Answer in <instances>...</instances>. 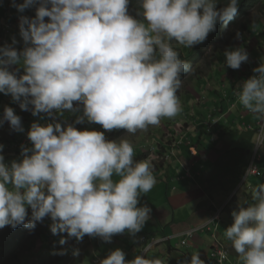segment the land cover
Segmentation results:
<instances>
[{"label":"clouds","instance_id":"obj_1","mask_svg":"<svg viewBox=\"0 0 264 264\" xmlns=\"http://www.w3.org/2000/svg\"><path fill=\"white\" fill-rule=\"evenodd\" d=\"M137 3L136 15L142 19L129 14L130 0H11L10 6L21 14L18 28L24 46L18 49L13 37L11 44L0 47V94L10 95L33 117L45 114L53 122L31 124L27 138L32 147L20 146L21 159L6 164L0 154V229L23 226L31 234L47 217L51 234L61 236L60 245L81 242L86 235L111 243L113 236L125 232L136 236L150 220L151 208L138 204L156 184L153 165L134 159L129 140H108L105 132L123 129L135 134L175 118L182 111L177 95L181 76L192 66L180 58L173 42L192 48L218 23L227 28L240 0H227L219 8V0ZM32 7L34 18L22 15ZM4 32L8 35L6 28ZM223 55L233 70L249 61L241 47L226 49ZM248 74L233 97L264 119V62ZM65 111L75 120L62 126L56 119ZM5 122L13 132L25 131L12 107H4L0 126ZM84 123L104 131L77 130L75 125ZM254 142L243 177L255 156L258 174L248 178L259 175L264 129ZM3 149L0 144V153ZM252 201L231 213L233 223L224 232L239 264H264V184L253 189ZM218 212L220 225L223 211L214 215ZM142 253L126 260L117 248L99 264H164L149 258L146 248ZM53 254L66 255L67 249ZM79 255L75 249L73 256ZM182 264L205 261L194 252Z\"/></svg>","mask_w":264,"mask_h":264},{"label":"rangeland","instance_id":"obj_2","mask_svg":"<svg viewBox=\"0 0 264 264\" xmlns=\"http://www.w3.org/2000/svg\"><path fill=\"white\" fill-rule=\"evenodd\" d=\"M17 1L18 0H16V2ZM22 2L23 0H19V2L17 3H22ZM8 9L11 11L10 13L14 17L12 19L10 18V21L7 24H10L13 27V30H15L16 25L14 22H16V24L18 25L17 22L19 21V19L16 18V16L19 17L21 14L19 15V13L16 12L15 8L11 7ZM28 11L29 9L25 10V12L22 15L26 16ZM0 12H1V8H0ZM16 31H19V28H16ZM237 32L241 33L240 39H237L236 37ZM4 36L5 39L0 40L2 45L7 43L8 40V35L5 34ZM178 47L181 48L182 45L178 44ZM239 47L244 48L247 51V53L249 54V61L247 63H243L241 65L243 66V68H240L239 70H233L227 68L224 63L225 61L223 55L224 51L229 48H239ZM259 61L264 62V1L263 0L255 7L249 9L248 14L241 16L238 20L237 25L231 27V30L228 31V33H226V35L221 40H219L215 44H212L210 47L207 46L206 48H204L202 61L198 64L196 68H191V71L188 72L186 76L182 79V84L178 92L180 93L179 98L182 105V111H184L187 114L186 116L181 114L182 112L181 111L175 118L172 119L164 118L161 120L158 126H150L148 128L149 131L146 130L137 131L135 134H127L126 136L123 137L124 139L129 140L133 145L134 159L137 161L144 159L149 160V162L153 165V173H155V171L159 169L160 166H162V164L165 162L164 157L160 156L158 153L159 145L157 143L155 144L156 138H158V140L160 141L162 140L163 143L167 141H175L176 139L178 140L177 144L179 145L189 144L191 138H187L185 140L184 133L189 131H194V132L199 131V127L197 126L200 118L199 114L200 112L205 111V113L209 115V118H202L200 125L204 126L207 129L208 131V132L206 131L207 136H209V139L211 141V143L208 144L213 150L210 152L207 147L202 148L200 146L199 149L201 153L200 161L203 159H207L208 154L213 156V159L216 160L217 156L215 155L217 154V152H215V150H217L216 149L217 143L218 140L221 138V136L218 135L220 131L224 132L227 138L233 137V134H235L237 131H238L237 135L239 136H244L245 135L244 133H246V131L243 130L240 126H239L240 130L237 131L234 130L233 125L230 123L231 119L233 118L232 117L233 112L231 111H233L234 108H237L238 105L236 101L239 102L238 98L234 99L233 96L232 98H229V102L227 103V107L229 108V110H224L223 114L220 117L218 116L219 113L218 109L219 106L221 105L220 104L221 95H224L225 97L229 95L227 90L231 91V88H229L230 83H232V86L238 83L237 87L241 85L240 80L238 82L236 80H232L235 73L237 74V76H240L242 80L244 77H247L249 75L248 72L249 70H251L252 67L256 68ZM239 72H243V74ZM234 87L236 88V86ZM205 102L212 105V108H210V110L208 109L201 110L202 109L201 103H205ZM64 116L65 117H61V118L58 117V122H60L62 126H64L65 122L73 123V121L75 120V115L67 111H65ZM210 119L212 120V122H210ZM224 121H226V123H224ZM261 121L262 120L259 119V122ZM51 122L53 121L51 120ZM259 122L257 121L253 123L250 126V128L257 129L258 132L260 129ZM211 125L214 130L210 127ZM75 127L77 128V130L98 129L97 125L95 126V124H89V123L78 124L75 125ZM210 128L212 129V132H210ZM244 128H246L245 124H244ZM170 131H173L174 133H170ZM107 133L108 132H105V136L108 140H116L115 136H111L110 134ZM175 135L178 136L174 137ZM14 136L7 137L5 141L6 142L11 141L12 139H14ZM243 139L245 138L243 137ZM202 141L205 142V139H202ZM190 145L192 144L190 143ZM234 145L236 146V143H234ZM228 147L230 148V146ZM261 153L264 155V150H262ZM1 154L4 155L5 162H8L7 161L8 158L16 159L18 156L15 145H11V150L9 149L8 151L3 150ZM191 161L189 160L185 162L186 171L185 174H183L184 176H177L178 168L179 170L183 169L181 163L178 164L175 161L170 162L171 166L168 168V171L170 172L169 177L171 179V186L172 188H175V191H177V193L188 189V187L192 185L191 184L189 186H185V184L188 182L189 174H192L193 165L191 166ZM172 169L174 170V173L171 171ZM196 172L200 174V176L202 175L201 170L200 171L196 170ZM154 176L156 178L155 186L150 192L142 194V196L140 197V203L138 204V207L147 205L149 208H151V214H150L151 218L145 224L143 229L139 233H137L136 236H134V238L135 237L141 238L142 236L146 235L147 233H143L142 231H146L147 229L151 230L149 232H152L153 227L157 225L155 222L153 208L154 206H156V201L160 197V189H162L163 186H165L164 180L168 176V172L164 171L161 174ZM200 176L198 177V179L200 178ZM254 177L256 178L257 176ZM114 179H118V178L114 177ZM261 181H263L262 177H261ZM159 204L162 207H166V201L161 198H159ZM50 223H51L50 219L46 217L43 223L37 224L36 229L31 234L28 231L27 235L25 236L24 239L20 241L19 245L18 244L16 245L15 243L14 246L16 247L15 248L14 246L12 247L14 249L13 252L16 255L15 258H13V256L11 255L6 256L4 259L0 260V264H37L36 261L38 257L41 256L42 253L47 250V245L49 244L48 242L50 241V239L53 240L54 243L55 241H57V243L52 244L53 245L52 254L50 253L46 254V256L51 255V259H46V264H99L96 261H100L106 258L110 253L111 247L114 248L119 247V245L116 244L117 241L114 239L115 237L112 238L111 243H106L102 241L99 237L93 238L87 235L84 237V239L81 242H77L75 239H73L71 241H68L65 245H59V240L61 239V236H53L51 234L48 228V225ZM2 230L3 229H0V232H2ZM199 234H204V233H202L201 231H197V235ZM205 234L211 237L212 248L218 247L219 243L222 246H224L227 253L228 263L239 264L238 255L230 254L231 253L230 248L229 250L227 249L228 247L225 240L222 239L219 240V234H217L216 238H214L207 232ZM150 235H154V234H150ZM150 235H146V236H150ZM169 238L171 242L170 241L168 242H170V244L168 242L165 243H168L167 247H170L174 252H172L169 256L166 255V259L164 255L162 261H164L165 264H182V262H184L185 254H181L177 250L175 251V249H177L180 245L183 246L182 241L177 240L176 235L174 234H172V237ZM193 239H190L188 241V245L192 243ZM90 242H93L94 244L90 245ZM140 242L138 239V247L140 246ZM163 244L164 243L157 246L156 248L152 247L151 248L152 250H149L148 246L146 244H143L142 252L144 251L145 248L146 249L148 248L147 251L149 250V253L147 254V256L149 258H160L157 256L160 252L158 248L160 246H163ZM9 249L11 248L9 247ZM62 249H67L66 255L60 256L53 254L54 252H58ZM75 249L80 250V255L78 257L73 256V251ZM93 249L95 251H93ZM207 252L208 250L206 249V251H204V255L207 254ZM136 255L131 256L128 253L127 258L125 259L132 260ZM93 256L94 257L96 256L95 259Z\"/></svg>","mask_w":264,"mask_h":264},{"label":"crops","instance_id":"obj_3","mask_svg":"<svg viewBox=\"0 0 264 264\" xmlns=\"http://www.w3.org/2000/svg\"><path fill=\"white\" fill-rule=\"evenodd\" d=\"M17 2H19V0ZM10 5L11 0H0V22L2 23H0V26L4 25L10 20L11 11L8 9L11 8ZM16 18H18V16H16ZM14 23L16 25V28H18L16 22ZM17 23L19 24V21ZM2 28L3 26L0 27V33H3V35H0V40L5 39V28L3 30ZM16 28L15 30L12 29L11 33L8 35L7 44H11L12 38L15 37L19 42L17 48L22 50L24 46L23 41L19 36V31H16ZM3 46L4 44L2 45L0 41V47ZM241 68H243V66H241ZM243 72L239 73L243 74ZM232 80H236L238 82L239 80L241 81V77L234 74ZM237 85L238 83L234 85L236 86L235 88L234 86H232V83H230L229 88H231V91L227 90L228 93L237 95V93L239 92ZM228 102L229 98L228 101L222 104L224 108H220V110L218 111L219 117L223 114L224 110H229V108L227 107ZM236 103L238 106L237 108H234L233 111H231L233 112V118L231 119L230 123L233 125L234 130H240V126L243 130L246 131V133H244V136H239L237 135V131L235 134H233V137L227 138V136H225V133L220 131L218 135H220L221 138L218 140L216 148L217 150H215V152H217V154L215 155L217 156L216 160L213 159V156L208 154L207 159H203L200 161V146L202 148L207 147L210 152L213 150L208 144L211 143V141L209 139V136H207V129L204 126L200 125L201 119L206 118L203 115H199L200 118L197 124V126L199 127L198 132L189 131L184 133L185 140L187 138H191L190 143L194 146L190 145V143L179 145L177 144L178 140L176 139L175 141H167L164 143L162 142V140H158V138H156L155 140V144L157 143L159 145L158 153L160 156L164 157L165 162L153 174L158 175L164 171L168 172V176L164 180L165 186L160 189L159 197L166 201V207H162L159 204L158 198V200L156 201V206H154L153 208L155 222L157 225L153 227L152 232H149L151 230L148 229L142 232H149V234L165 233V235L172 236V234L181 235L188 229H198V231L204 233L199 235H197L196 233L194 236L195 238L193 239L192 243H190V245H180L177 249L173 248L175 249V251L177 250L181 254H185L184 261L190 260V256L194 252H199L200 258L205 261V264H216L215 260L212 257L211 259L213 261L210 259L213 250L211 245L212 239L209 235L205 234L206 232L213 237L219 234V240H225L228 247L227 249L229 250L230 248V254H237L231 246V241L228 240L224 234L225 230L233 223V217L231 213L233 211H238L239 206L245 202L252 203L253 189L258 185L264 184V155L259 161L260 170L258 177L255 178L254 176H250L246 184H242V177L248 167L250 155L255 146L254 137L258 133L257 129H252L250 128V126L257 121L259 122V119L255 115L249 114L248 111L244 109L239 102L236 101ZM5 106L12 107L15 113L21 117L22 125L25 131H28L31 124L35 122V120L31 118L32 116H30L31 113L29 114V112L22 111L19 108L18 104L12 102V98L10 95L5 96L4 94H0V118H2ZM62 117L65 116L63 115ZM56 122H58V117L56 119ZM47 123H51V119L50 121H43L40 124L45 125ZM224 123H226V121H224ZM244 124L246 125L247 129L244 128ZM173 131H170V133H174ZM21 134L22 133L11 131L8 122H5L3 126H0V144L4 145L3 150H7L5 148H8L11 143H14V140H16ZM12 136H14V139L11 140L12 142L5 141L7 137ZM177 136L178 135H175L174 137ZM243 137L245 139H243ZM202 139H205V142H203ZM234 143H236V146L234 145ZM228 146H230V148ZM9 160L10 158L7 159V161ZM189 160H192V174L188 173L189 179L185 186H189L191 184L192 185L189 186L188 189L177 193V191H173L175 190V188H172L171 186V179L169 177L170 172L168 171V168L171 166L170 162L175 161L178 164L181 163L183 169L179 170L178 168L177 176H184L183 174H185L186 171L185 162ZM196 170H201L202 175L200 176V174H198ZM171 171L174 173L173 169ZM199 176L200 178L198 179ZM261 177L263 178V181H261ZM218 210L223 211L222 223L219 226L213 225V229L211 232L207 229L202 230V227L206 226L212 220V216ZM113 237H115L114 239L117 241L116 244L119 245V247L117 248L125 252V258H127L128 253L131 256L142 254L143 244L140 242V238H134L127 232ZM138 239L140 242L139 247ZM93 244V242H90V245ZM164 244L163 246H160L158 248L160 252L157 256L160 257L159 259L161 260L164 255L166 259V255L169 256L172 252H174L170 247H167V243ZM117 248L111 247L110 252ZM206 249L208 250V252L204 255V251H206ZM93 251L95 250L93 249Z\"/></svg>","mask_w":264,"mask_h":264},{"label":"trees","instance_id":"obj_4","mask_svg":"<svg viewBox=\"0 0 264 264\" xmlns=\"http://www.w3.org/2000/svg\"><path fill=\"white\" fill-rule=\"evenodd\" d=\"M261 1L262 0H240L237 14L234 17V19L229 22L227 28H225L222 23H218L216 26V30L214 32L210 33L208 35L207 39L199 45H196L192 48H187V47L182 45V47L180 48V47H178V44H176L174 42V47L179 52L180 58L187 61L188 63H190L192 68H196L198 66V64L202 61L204 48H206L207 46L210 47L212 44H215L219 40H221L226 35V33H228V31L231 30V27H234V25H237L238 20L241 16L248 14V10L255 7L256 5H258ZM226 2H227V0H219L217 7L218 8L223 7ZM138 7L139 6L137 3V0H130L129 14L132 15L136 19H142L141 17L136 15ZM34 16H35V7L29 8V11H28L26 17L34 18ZM46 20H47V18H46ZM186 74L187 73L182 74L181 79H183L186 76ZM177 95L180 96V93L178 92ZM232 96H233V93H229V95L227 97L232 98ZM227 97H225L224 95H221V103H220L221 105L219 106L218 111L220 110V108H224L222 104H224L226 101H228ZM201 106H202L201 110H203V109L210 110V108H212V105L208 104L206 102L201 103ZM184 113H185L184 111L181 112V114L186 116L187 114L186 113L184 114ZM29 114H30V112H29ZM199 115H203L206 118H209V115L207 113H205V111L200 112ZM30 116H32V115H30ZM31 118L34 119L35 122H38V123H42L43 121H46V120L50 121V119L45 114H39L38 116H36V117L32 116ZM210 122H212L211 119H210ZM96 125L97 124H95V126ZM210 127L213 129L212 125ZM97 128H98V129H96L97 131H104L100 125H97ZM211 128H210V132H212ZM29 130H30V128H29ZM28 131H25L24 133H22L18 138H21L23 136H24V138H26ZM146 131H149V130L147 129ZM107 134H110L111 136H115V139L117 140L121 137L126 136L128 133H126V130L120 129V130H113L112 132H108ZM18 140H17V146L18 145L19 146L16 149V151H17V153H20V151H21L20 146L22 144H20L21 141H18ZM30 147H32L31 144H30ZM5 149H8V148H5ZM4 151H7V150H4ZM13 160H15V159H10L9 162L11 163V161H13ZM30 211L31 210L29 209V215H30ZM27 232H28V230L25 229L23 226H20L14 230L10 226H8V227H5L2 230V232H0V260L4 259L6 256H9V255H11V256H13V258H15L16 255L14 254V252H13L14 249L12 247L15 245V243H16V245L17 244L19 245L20 241L22 239H24L25 236L27 235ZM146 235H150L149 232ZM154 235L165 237V233H156ZM177 239L182 240L180 237ZM48 243L49 244L47 245V250L45 252H43L41 256L38 257V259L36 261L37 264H39L41 262H42L41 264H46V259H51V255L46 256V254L47 253L52 254V251H53V245L52 244L54 242H53V240L50 239V241ZM55 243H57V241H55ZM9 247L11 249H9ZM15 247L16 246H14V248ZM44 257H45V259H44Z\"/></svg>","mask_w":264,"mask_h":264},{"label":"built area","instance_id":"obj_5","mask_svg":"<svg viewBox=\"0 0 264 264\" xmlns=\"http://www.w3.org/2000/svg\"><path fill=\"white\" fill-rule=\"evenodd\" d=\"M5 28H6V33L9 35L10 31H11V29H13V27L10 24H6ZM254 75H258V74H254ZM249 78L250 77H248L247 79H249ZM259 125H260V129H259V132H260L261 129H264V119H262V121L259 123ZM18 139H17L18 141H21L20 144L24 145L25 147H30L31 142L28 140L27 137L24 138V136H23V137L18 138ZM17 140H15V142L13 144H11V145H15L16 149L19 146V145L17 146ZM11 145L8 147L9 150H11ZM262 145L263 144H261L260 146H262ZM8 149H7V151H8ZM19 159H21L20 153H18V156H17V158L15 160H19ZM255 161H256V156L253 157L252 162H251V164H250V166H249V168L247 170V173L243 177L242 183L246 182V180H247L249 175H257L258 174V168L255 165ZM6 164H10V162L8 161V162H6ZM220 214H221V212L216 213V215H214L212 220L206 226L202 227V230L207 229V230H209L211 232L212 229H213V227H212L213 225L218 226L219 223H220V220H221ZM197 231H198V229H196V230H188V231L182 233L181 235H176V238L180 237L182 239L181 240L182 244L184 246H187L188 245V241L190 239L194 238V236H195ZM214 237H216V236H214ZM169 239H170L169 237L162 238V239L152 238L150 240L149 249L151 247H154V246L162 243V242H168V241H170ZM142 241L143 242L147 241V238L143 237ZM211 257L215 260L216 264H228L226 249L220 243H219L218 247L213 248ZM96 262L99 263V261H96Z\"/></svg>","mask_w":264,"mask_h":264},{"label":"bare ground","instance_id":"obj_6","mask_svg":"<svg viewBox=\"0 0 264 264\" xmlns=\"http://www.w3.org/2000/svg\"><path fill=\"white\" fill-rule=\"evenodd\" d=\"M20 148H21V147H20ZM20 148H19V149H20ZM143 237H146V238H147V241L143 242V241H142ZM166 237H171V235H170V236H169V235H165V237H161V236H158V235H150V236H146V235H144V236H142L140 239H141V242H142L143 244H147V246H148V248H149V247H150V240H151L152 238L162 239V238H166ZM162 243H165V242H162ZM162 243H160V244L154 246V248H156L157 246L161 245ZM148 248H147V249H148ZM151 248H152V247H151ZM151 248H150L149 250H152ZM149 250L147 251V254L149 253Z\"/></svg>","mask_w":264,"mask_h":264}]
</instances>
